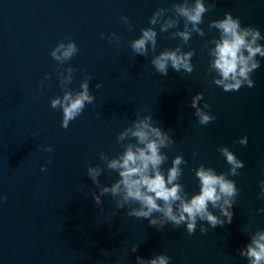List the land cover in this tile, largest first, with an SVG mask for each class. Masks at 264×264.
<instances>
[{
  "label": "water",
  "instance_id": "obj_1",
  "mask_svg": "<svg viewBox=\"0 0 264 264\" xmlns=\"http://www.w3.org/2000/svg\"><path fill=\"white\" fill-rule=\"evenodd\" d=\"M183 2L0 0V197H7L0 201V264H137L138 256L161 254L171 257L170 264H249L240 250L264 231L259 211L264 208V57H256L260 67L250 74L253 87L225 92L213 82L221 78L210 67L213 40L220 33L210 24L231 13L242 27L257 28L264 37V0H203L210 7L200 25L204 35L193 32L187 43L175 35L185 30L183 18L177 28L160 30L176 19L171 9ZM159 8L169 11L151 25ZM148 27L157 31V48L153 53L149 45L144 57L131 44ZM257 43L264 46V39ZM69 44L78 51L64 58ZM177 47L195 52L193 71L169 66L168 75H161L152 58ZM57 49L60 60L52 56ZM88 77L95 100L65 129L62 109L52 108L51 101L66 92L75 96ZM198 94L203 95L197 108L215 117L207 125L199 123L191 106ZM138 113V119L151 114L154 125L171 134L175 143L162 149L168 156L162 169L167 172L182 155L187 163L181 165L179 182L190 194L200 190L195 169L201 164L217 173L230 171L222 147L244 161L239 175L229 176L239 189L231 198V224L210 205L223 226L213 229L198 221L191 235L186 224H167L161 231L147 219L128 216L127 206L117 209L111 194L96 205L93 193L99 195L100 189L88 167L104 169L101 185L110 187L119 179L100 154L115 158L123 151L121 144L129 138L118 143L117 137ZM245 136L248 143H238Z\"/></svg>",
  "mask_w": 264,
  "mask_h": 264
},
{
  "label": "clouds",
  "instance_id": "obj_2",
  "mask_svg": "<svg viewBox=\"0 0 264 264\" xmlns=\"http://www.w3.org/2000/svg\"><path fill=\"white\" fill-rule=\"evenodd\" d=\"M210 10L206 7L203 0H195L189 3L184 0L183 3H177L171 11L175 13L176 19H169L164 22L160 28L161 32H167L169 28H177L180 18L184 19V31H177L179 36L187 43L192 33L195 32L201 36L204 35L200 25L203 23V16ZM169 11L165 8H159L151 17L150 24L157 25L158 18L163 17L164 13ZM125 23H129L126 17H121ZM189 27L191 30L189 31ZM210 28L219 31L220 36L214 39L215 47L211 50L210 55L213 59L210 61V67L214 69L221 77L215 79V85L222 87L225 92L238 91L242 86H254L252 74L254 70L260 67V61L256 59L259 55L264 57V46L257 43L261 37L259 29L248 26L242 27L238 17H233L231 13H226L223 19L214 20ZM142 35L135 39L131 48L134 53L147 57L149 54V45L151 51L156 52L157 48V31L154 27L142 29ZM64 45L61 44L60 48ZM56 51L52 56L56 60L61 57ZM75 44H69L63 52L64 58H71L76 53ZM195 52H183L180 47L175 50H164L155 55L151 64L161 75L167 76L169 66L176 72L184 70L188 73L193 71L191 59ZM88 77L81 85L82 91L77 92L75 96L71 92H66L62 99L57 97L51 101V107L62 109L63 119L61 126L67 129L70 122L75 120L84 111L87 104H92L95 100L93 95L89 94ZM97 88L101 85L97 84ZM203 94H198L193 98L192 107L196 108V115L201 125H207L215 117L203 112L197 108V102ZM210 108L209 104H205ZM134 120L125 128L117 137L120 143L129 138V142L121 144L123 151L115 158H109L103 152L100 158L104 161L106 168L118 173L119 179L111 186L100 184L99 177L104 171L99 165L88 167V176L99 187V195L93 193L96 205H101V197L105 194H111L115 199L117 209H124L127 206V215L135 218H143L149 221V225L163 230L165 225L171 224L179 227L186 224L187 232L191 235L197 229L198 221L206 222L213 229L217 226H223L225 221L209 210L211 205L214 209H219L221 216L227 217V224H231L234 216V201L232 197L238 194L239 189L234 180L229 176L239 175L237 169L243 168L244 161L239 159L228 147L220 149L221 154L226 158L227 163L231 166L227 173H217L212 167H206L201 164L195 169V175L199 181V192L190 194L185 191V185L180 183L183 175L181 165L186 164L182 155H177L167 172L162 169V165L167 161L168 156L162 152V149L168 148L174 144L171 134L165 131L158 123L154 125L151 114L146 115L143 119ZM135 142H131L132 140ZM238 143L246 145L248 138L240 139ZM53 151L51 147L46 149ZM51 163V161H49ZM46 170L45 168L41 169ZM261 196L264 197V181L261 182ZM7 197H0V201H6ZM221 201H223L221 203ZM103 211V208H101ZM264 212V208L259 209ZM159 215H155V214ZM200 231L207 233L208 228L200 224ZM138 246L133 245L132 252H136ZM240 255L246 256L249 264H264V231L257 232L252 236L251 243L247 245L246 250L241 249ZM137 264H170L171 257L167 255H158L155 258L144 259L137 257Z\"/></svg>",
  "mask_w": 264,
  "mask_h": 264
}]
</instances>
